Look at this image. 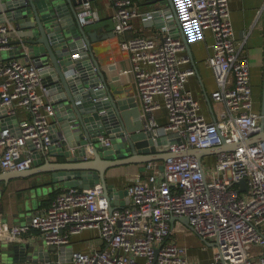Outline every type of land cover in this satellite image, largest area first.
<instances>
[{
	"label": "built area",
	"instance_id": "1",
	"mask_svg": "<svg viewBox=\"0 0 264 264\" xmlns=\"http://www.w3.org/2000/svg\"><path fill=\"white\" fill-rule=\"evenodd\" d=\"M111 2L113 32L125 35L141 13L131 0ZM173 2L189 44L203 40L207 30L212 33L207 63L216 81L210 95L221 105L216 117L206 119L199 101L186 90L195 69L180 36L168 31L158 41L146 35L123 38L119 45L129 53L144 128L151 130L154 141L180 138L168 150L179 154L141 164L142 173L124 187L129 203H120L124 196L115 202L95 184L60 191L28 222L13 224L0 218V247L30 229L38 231L33 240L45 247H69L72 235L94 229L105 249L72 250L71 264H190L187 247L171 238V218L186 217L210 245L209 264H264V138L247 143L259 133L264 114L253 109L250 63L244 42L233 30L230 0ZM77 19L84 25L100 18L87 0ZM13 31V23L0 15V54L12 48ZM161 108L167 111L164 124L154 117ZM23 111L28 118L20 116ZM0 113L6 114L0 127V171L30 169L37 154L52 143L55 111L40 68L29 57L0 55ZM224 142L239 145L201 161L187 153Z\"/></svg>",
	"mask_w": 264,
	"mask_h": 264
},
{
	"label": "water",
	"instance_id": "2",
	"mask_svg": "<svg viewBox=\"0 0 264 264\" xmlns=\"http://www.w3.org/2000/svg\"><path fill=\"white\" fill-rule=\"evenodd\" d=\"M85 1L87 0H0L1 17L14 25L9 42L12 48L0 55L4 57L9 54V58L29 57L40 68L43 85L47 88L49 101L55 111L52 143L37 154L38 161H41V157L47 160L44 172L49 174L48 184L64 188H88L100 184L104 194L108 198L114 197L117 202L127 192L125 189H118L114 183L107 182L109 170L149 161L164 162L179 154L168 150L170 144L180 143L181 139L167 140L165 137H158L154 141L151 130L144 128L136 98L124 94L121 89H113L108 84L107 76L96 56L95 44L114 36L113 22L110 19H99L81 24L77 19L76 6ZM146 5L149 9L143 14L146 19L161 21V15L173 18L179 30V34L175 35H180L188 55L191 56L190 45L183 34L173 0H147ZM262 138L263 118L259 133L249 138L247 143ZM105 139H109V144H106ZM238 145L224 142L218 147L191 149L187 153L201 161L205 156L231 150ZM50 157H60L64 161L49 162ZM162 168L163 165H160L161 170ZM38 172H42L40 168L0 171V185H7L15 179L29 178ZM239 185L242 189L246 188L244 180ZM1 192L0 188V194ZM127 202L128 197L121 204ZM2 213L0 206V215ZM175 220L192 229L186 217L171 218V224ZM31 243H3L0 247L3 264L16 261L30 264L28 260L48 261L49 252L60 253V261L65 253L70 258V246L45 247L39 240ZM21 247L27 248L30 254H25L26 250L22 251Z\"/></svg>",
	"mask_w": 264,
	"mask_h": 264
},
{
	"label": "crops",
	"instance_id": "3",
	"mask_svg": "<svg viewBox=\"0 0 264 264\" xmlns=\"http://www.w3.org/2000/svg\"><path fill=\"white\" fill-rule=\"evenodd\" d=\"M132 4L141 13L133 20V29L125 35H115L108 40L95 44L96 56L99 59L101 69L107 76L108 84L113 89H121L124 94L135 97L140 104L136 93L135 79L130 71L131 63L129 53L121 49L119 43L123 38L132 35H146L155 38L157 41L170 31L173 34H179L173 18L171 16L161 15L162 20L156 21L152 18L146 19L143 14L149 10L147 0H131ZM92 7L98 13L100 20H107L112 17L113 6L111 0H90ZM76 6V12L80 9ZM165 6V4H164ZM230 16L233 30L238 41L244 42V50L250 63V82L253 94V109L262 113L263 106V86H264V0H230ZM12 34V33H11ZM180 36V35H179ZM212 33L207 30L205 38L200 41L190 43L191 56H189L190 65L195 69V74L188 77L186 90H188L200 103L201 112L208 120L216 117L217 111L221 105L211 98V92L216 89L214 72L207 63V58L211 52ZM9 58L7 54L3 58ZM191 57V58H190ZM21 117L28 118L29 115L23 111ZM154 117L159 124L167 121V111L161 108L154 112ZM2 115L0 113V127ZM39 159V158H38ZM36 160L31 168H40L42 172L26 179H15L8 182L7 185H0L2 192L0 194V206L3 220L17 224L27 222L31 214L45 211L52 199L48 197L54 189H66L60 185L52 186L48 184L46 172H44L47 160L41 157V161ZM49 162H63L60 157H50ZM35 165V166H34ZM142 173L141 164L116 167L109 170L107 182L114 183L118 189H125L131 183L137 174ZM60 192V191H59ZM55 197V196H53ZM52 197V198H53ZM126 195L120 201L125 202ZM129 203V202H127ZM38 231L30 229L14 240L11 244L18 245L32 244L33 238L37 237ZM171 238L180 245L188 249V260L190 264H209L211 257L210 245L206 244L191 228L180 221L173 224V233ZM106 244L101 240L98 232L94 229H86L79 234H74L70 239V248L75 251L92 252L95 249H105ZM25 254L29 255L27 248L21 247ZM60 253L49 252V261L57 264H71L68 253L59 258ZM46 260V259H45ZM43 262H32L30 264H44ZM11 264H23L16 261Z\"/></svg>",
	"mask_w": 264,
	"mask_h": 264
},
{
	"label": "trees",
	"instance_id": "4",
	"mask_svg": "<svg viewBox=\"0 0 264 264\" xmlns=\"http://www.w3.org/2000/svg\"><path fill=\"white\" fill-rule=\"evenodd\" d=\"M59 191H61V188L54 189L51 193H49L48 197H50V199H53L54 198L53 196L59 193Z\"/></svg>",
	"mask_w": 264,
	"mask_h": 264
}]
</instances>
